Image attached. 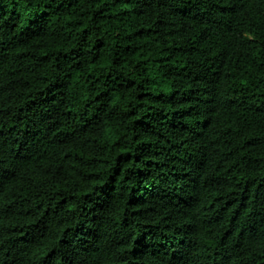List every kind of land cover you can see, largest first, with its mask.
Instances as JSON below:
<instances>
[{
	"label": "trees",
	"instance_id": "16d2710c",
	"mask_svg": "<svg viewBox=\"0 0 264 264\" xmlns=\"http://www.w3.org/2000/svg\"><path fill=\"white\" fill-rule=\"evenodd\" d=\"M0 264H264V0H0Z\"/></svg>",
	"mask_w": 264,
	"mask_h": 264
}]
</instances>
